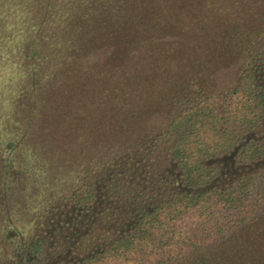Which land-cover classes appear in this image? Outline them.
Here are the masks:
<instances>
[{
	"label": "trees",
	"instance_id": "1",
	"mask_svg": "<svg viewBox=\"0 0 264 264\" xmlns=\"http://www.w3.org/2000/svg\"><path fill=\"white\" fill-rule=\"evenodd\" d=\"M177 52L187 62L174 85ZM261 128L264 0H0L1 195L19 177L57 180L88 163L72 201L101 183L118 197L132 188L137 208L154 156L178 167L168 178L185 190L143 208L112 255L264 264V141L246 138ZM141 133L136 157L90 166L89 141L109 153ZM221 155L260 167L215 186Z\"/></svg>",
	"mask_w": 264,
	"mask_h": 264
},
{
	"label": "flooded vegetation",
	"instance_id": "2",
	"mask_svg": "<svg viewBox=\"0 0 264 264\" xmlns=\"http://www.w3.org/2000/svg\"><path fill=\"white\" fill-rule=\"evenodd\" d=\"M161 160L151 163L143 185L138 183V187L141 186L147 195L137 208L134 206L132 188L125 197H118L108 192L104 184L96 183L97 190L91 201L77 204L70 199V204L55 207L44 221L36 224L31 235H26L17 227L5 233L1 240L9 243V247L11 245L14 257L4 254L3 258L0 255V264L102 262L111 255L113 244L120 235L123 237L133 231L135 220L144 213L143 208L152 212L153 206L157 204L155 200L163 203L173 192L185 190L180 180L171 182L168 178V174L174 175L175 169H178L176 164L167 156ZM8 246L3 250H10Z\"/></svg>",
	"mask_w": 264,
	"mask_h": 264
},
{
	"label": "rangeland",
	"instance_id": "3",
	"mask_svg": "<svg viewBox=\"0 0 264 264\" xmlns=\"http://www.w3.org/2000/svg\"><path fill=\"white\" fill-rule=\"evenodd\" d=\"M186 62L187 56L185 53L177 52L171 56L169 65H171L170 69L172 68L170 71V82L172 84L177 85L180 83L182 69ZM263 130L264 129L257 131L256 133L251 132L246 135V138L253 137L255 140L264 141V133H261ZM144 136V133L126 136L120 140L117 150L115 148L109 153H102V149L96 148V146L94 147V141H89L90 145L86 147H92L94 152H90V155L88 154L89 156L87 157L89 160L92 159L90 166L98 168L97 174H101L106 173L105 167L115 162L116 159L118 160V157H124L128 154L125 150L132 152L131 157H136L135 153L144 142ZM118 150H121V152H118ZM165 156L166 154H163L160 158L154 156V162L158 159H162L161 161H163ZM215 162L220 166L222 172L221 176H218L212 182V185L215 186H224L225 184L231 183L240 175L256 171L260 167V164L255 162L250 164H235L233 163L234 160L232 157L227 155H221ZM130 163L133 164L134 161ZM87 164L88 163L82 168L83 171L76 173L67 172L60 178H54L57 180L50 179L49 177L52 176L50 174L41 175L29 180L26 177H19V182H17L16 185L10 186L8 190L2 192V195L0 194V197L2 196L4 199V206L0 208V255H2L3 258L5 257L4 254L7 256L9 254L8 257L11 258L14 257L12 253L14 251H12L11 245L9 247V243H3L1 240L4 234L15 230V227H17L19 231L29 236L34 232L36 224L44 221L52 209L57 206L62 207L63 204H70L69 200L72 199V193L78 187V178L82 176L81 173L86 171ZM188 219L191 218L178 221L176 225L179 227L180 224H183ZM156 236L159 237L157 234ZM7 246L10 250H3V248ZM98 264H136V261L133 253H128L127 256L111 254Z\"/></svg>",
	"mask_w": 264,
	"mask_h": 264
}]
</instances>
